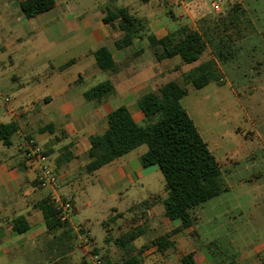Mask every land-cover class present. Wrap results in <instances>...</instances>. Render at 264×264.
<instances>
[{
    "label": "crops",
    "instance_id": "0c3cea01",
    "mask_svg": "<svg viewBox=\"0 0 264 264\" xmlns=\"http://www.w3.org/2000/svg\"><path fill=\"white\" fill-rule=\"evenodd\" d=\"M0 1L7 3L0 7V123L15 122L18 126L11 144L0 141V264H82L80 258L90 245L103 251L111 245L118 247L116 239L135 227L145 228L127 245L137 264H182V257L189 253L194 254L196 264H264V237L251 249L243 250L234 249L232 240L228 248L218 238L199 242L196 224L203 219L197 213L200 206L195 209L194 224L188 227L183 226L180 218L169 219L164 215L166 181L157 164L143 165L147 145L92 173L86 168L90 161L89 140L106 131L111 111L126 106L136 122L144 123L146 117L138 104L142 96L172 80L182 84L183 76L210 59L208 48L192 63H184L180 56L158 61L148 39L149 34L161 38L182 26L197 29V19L209 11L207 0H104L105 3L92 8L81 6L82 10L70 0L56 2L49 11L59 7L58 13L48 16L38 27L45 48L42 70L35 54L21 53L23 37L12 36L13 29L24 19L15 14L16 8L21 10L20 0ZM111 4L127 8L142 20L143 30L128 47L118 44L123 36L118 21H103ZM35 33L36 30H31L29 36ZM101 46L112 53L113 71L102 70L93 56ZM18 61L30 64L21 72H10L8 66H15ZM106 80L112 81L114 89L104 100L85 97L88 90ZM184 86L185 96L197 89L193 84ZM26 138H34L49 154L56 167L59 189L72 201L78 185L88 178L87 173L92 175L93 185H100L103 196L114 200L112 214L107 213L106 219L101 217L105 227L102 245L87 225L89 219L78 220L75 201L69 222L55 229L47 226L41 205L49 198V190L39 186L37 166L22 153ZM257 175L251 174L237 183L252 181ZM236 211L243 214L240 208ZM231 212H226L219 227H225L231 220ZM18 219L29 227L17 231L14 225ZM262 220L259 224L264 226ZM213 221L212 218L214 226ZM78 226H83L87 234H79ZM165 235H169L170 242L169 245L164 242L168 246L160 250L155 241ZM85 236L91 239L89 243ZM73 254L79 258L72 259Z\"/></svg>",
    "mask_w": 264,
    "mask_h": 264
},
{
    "label": "trees",
    "instance_id": "16d2710c",
    "mask_svg": "<svg viewBox=\"0 0 264 264\" xmlns=\"http://www.w3.org/2000/svg\"><path fill=\"white\" fill-rule=\"evenodd\" d=\"M55 5L56 0H20L21 10L27 18L49 11ZM111 5L107 7L103 21H118V26L123 31L118 44L128 47L143 30L142 20L127 8ZM247 30L254 31L253 21L243 5L235 2L226 9L223 16L212 18L204 15L198 18L197 29L182 26L161 38L149 34L148 39L158 61L180 56L184 63H192L209 48L217 60L225 62L234 56V46L247 35ZM93 56L102 70L115 69L112 53L106 46L95 50ZM73 61L63 67L69 66ZM213 66L215 63L212 60L205 62L195 67L184 79L197 89L203 88L212 80L220 81V77L214 74L217 68ZM113 89L112 81L106 80L88 90L85 97L102 101ZM186 94V87L172 80L142 96L138 104L146 117L144 123L136 122L126 106L111 111L107 116L106 131L89 140L90 161L86 166L88 172H93L137 147L147 145L148 150L142 156L143 165L148 167L157 164L166 181L164 215L169 219L180 218L184 227L194 224L195 209L198 206L228 190L220 163L181 104V99ZM17 128L15 122L0 123V141L6 145L11 144V137ZM41 206L50 229L64 224L57 218L49 198ZM28 227L29 224L23 222V219H18L14 225L19 232ZM144 229L135 227L121 234L116 239V244L124 248L129 256L121 257L113 263L107 261L106 264H137L127 245L142 234ZM164 242L169 245V235L161 236L155 241L160 250L168 246H164ZM181 261L182 264H196L193 253L184 255Z\"/></svg>",
    "mask_w": 264,
    "mask_h": 264
},
{
    "label": "rangeland",
    "instance_id": "374dc122",
    "mask_svg": "<svg viewBox=\"0 0 264 264\" xmlns=\"http://www.w3.org/2000/svg\"><path fill=\"white\" fill-rule=\"evenodd\" d=\"M56 2L60 3L62 0ZM70 2L78 3V10L84 8L81 6L92 8L105 3L104 0ZM235 2H240L245 8L253 21L254 31H246L247 35L234 46V56L225 62H220L210 52L212 56L205 59L204 63L211 60L215 63L213 67L217 71L214 74L221 78L220 81L212 80L203 88L194 89L182 97L181 104L194 119L203 139L220 163L227 186L231 187L222 195L200 205L197 213L200 212L203 219L196 224L200 234L199 242H210L218 238L228 248L229 240H232L234 249L243 250L251 249L254 243L264 237V226L259 224L264 218V0H207L209 11L205 15L212 18L223 16L226 9ZM213 3L219 4L218 10L214 9ZM6 4L5 1H0V7ZM58 11L59 7L44 15L27 18L19 8L15 10V14L20 17L22 15L24 19L13 29L12 36L23 37L21 53L28 51L35 54V61L41 70L45 60V48L38 27L44 19L56 15ZM31 30H36L35 36H29ZM5 32H8V28H5ZM29 64L18 61L15 66H8V69L10 72H21ZM184 78L183 76V85H192ZM90 173L78 185L73 201L78 220L85 222L89 219L90 223L87 225L102 245L105 227L101 224V217L106 219L107 213L112 214L115 202L103 196L99 184H92ZM251 174L259 175L253 177L252 181L237 183ZM88 200L91 201L90 206L87 205ZM237 208L242 209L243 214H239ZM228 210L232 211L231 220L225 227H219ZM212 218L215 220L214 226L211 224ZM78 230L83 236L87 234L83 226ZM85 239L87 243L91 241L88 236ZM89 253H99L106 262L111 263L129 256L125 250L115 245L104 251L90 245L85 255L80 258L82 264H87ZM71 258L79 257L73 254Z\"/></svg>",
    "mask_w": 264,
    "mask_h": 264
},
{
    "label": "built area",
    "instance_id": "2783aa9c",
    "mask_svg": "<svg viewBox=\"0 0 264 264\" xmlns=\"http://www.w3.org/2000/svg\"><path fill=\"white\" fill-rule=\"evenodd\" d=\"M171 1L186 2L187 0ZM213 6L214 9H219V4L213 3ZM22 153L26 160L37 166V182L40 187L49 190V199L56 210L57 218L61 222H69L74 212V203L60 191L56 167L51 162L49 154L34 138L25 139L22 144ZM88 264H106V261L99 253H89Z\"/></svg>",
    "mask_w": 264,
    "mask_h": 264
}]
</instances>
